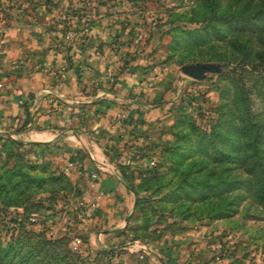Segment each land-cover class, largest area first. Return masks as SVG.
<instances>
[{
    "label": "rangeland",
    "instance_id": "374dc122",
    "mask_svg": "<svg viewBox=\"0 0 264 264\" xmlns=\"http://www.w3.org/2000/svg\"><path fill=\"white\" fill-rule=\"evenodd\" d=\"M63 2V11L94 9L108 20L118 71L138 59L134 70L163 74L173 109L143 129L146 142L110 137L107 153L139 204L119 246L100 250L89 240L82 160L61 159L58 141L0 137V245L9 258L130 264L172 243L195 264H264V0ZM12 7L1 0L5 26Z\"/></svg>",
    "mask_w": 264,
    "mask_h": 264
},
{
    "label": "crops",
    "instance_id": "0c3cea01",
    "mask_svg": "<svg viewBox=\"0 0 264 264\" xmlns=\"http://www.w3.org/2000/svg\"><path fill=\"white\" fill-rule=\"evenodd\" d=\"M70 1L82 6L80 0ZM17 2L9 25L0 20L5 34L4 54L0 52V137L28 143L58 141L63 146L61 159L82 160L86 202L90 205L94 194L102 195L91 212L89 240L96 250L119 246L136 195L106 145L111 136L129 144L151 139L143 129L163 125L173 109L168 81L163 74L155 77L141 68L134 70L138 59L119 72L112 44L115 31L94 9L63 11V0ZM59 14L64 20L51 26L49 19L52 22ZM71 30L77 34L67 39ZM69 61L80 63V71ZM120 111L128 113L123 124L118 122ZM165 246L163 251L133 254L130 264H195L184 250L180 253L172 243Z\"/></svg>",
    "mask_w": 264,
    "mask_h": 264
},
{
    "label": "trees",
    "instance_id": "16d2710c",
    "mask_svg": "<svg viewBox=\"0 0 264 264\" xmlns=\"http://www.w3.org/2000/svg\"><path fill=\"white\" fill-rule=\"evenodd\" d=\"M221 17H223V18H228L229 16L228 15H221ZM70 63V66H74V68H75V70L76 71H80V68H81V65H80V63L79 64H75L73 61H69ZM27 103H28V100H24L23 101V104H24V106H26L27 105ZM26 123H27V120H26ZM25 129V127L23 126L22 128H20V129H18V131H20V130H24ZM11 142L12 143H15L16 145H20V143H19V141H16V140H11ZM33 144H37V143H33ZM38 144H40V143H38ZM78 160H80V159H78ZM79 165H81V164H79ZM123 169V175L125 174L124 172V168H122ZM264 176H261V178H263ZM261 182H264V178H263V180H261ZM213 188H216V185L215 186H213ZM261 195L262 196H264V190H262L261 191ZM206 196V195H205ZM138 204H139V200H137L136 199V202H135V208L138 206ZM44 252H46V251H44ZM10 252L9 251H7V250H5V249H3L2 247H1V245H0V264H32V262H31V259L30 258H28V257H24L23 255H21V254H19L16 258H9V256H10ZM41 254L42 253H38L37 254V257H38V260H39V258H41ZM20 256V257H19ZM18 257H19V259H18ZM43 258V257H42ZM8 259L10 260V261H8ZM43 261V260H42ZM39 261L41 264H47V262H46V260L45 261ZM56 262H58V261H56ZM38 263V262H37ZM51 264V263H50Z\"/></svg>",
    "mask_w": 264,
    "mask_h": 264
},
{
    "label": "built area",
    "instance_id": "2783aa9c",
    "mask_svg": "<svg viewBox=\"0 0 264 264\" xmlns=\"http://www.w3.org/2000/svg\"><path fill=\"white\" fill-rule=\"evenodd\" d=\"M3 1H4V3L6 1L8 6L9 5L12 6L14 4L13 0H3ZM75 36H76V33L73 30L69 31L66 34V38L67 39H73ZM4 44H5V34L3 33V31L0 30V52H1V54H4V52H3ZM21 103H23V102H21ZM118 117L123 120L125 118L124 113L122 111H120V113H118ZM101 198H102L101 194H98V193L94 194L93 199H92V201H91V203L89 205L92 210H96L97 209L98 203H99ZM142 257L143 256H141V258Z\"/></svg>",
    "mask_w": 264,
    "mask_h": 264
}]
</instances>
